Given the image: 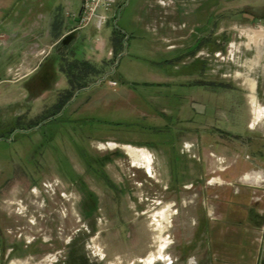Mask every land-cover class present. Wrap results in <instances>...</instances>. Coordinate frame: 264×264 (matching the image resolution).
<instances>
[{
	"label": "rangeland",
	"instance_id": "rangeland-1",
	"mask_svg": "<svg viewBox=\"0 0 264 264\" xmlns=\"http://www.w3.org/2000/svg\"><path fill=\"white\" fill-rule=\"evenodd\" d=\"M81 6L0 0V236L45 264L198 259L221 225L228 237L248 222L244 209L230 215L226 196L249 137L264 138V0H118L101 55L91 24L87 39L67 38L45 63L69 77L93 68L84 89L57 101L62 80L37 99L8 70L21 56L15 42L36 40L56 18L78 21ZM200 30L221 48L188 58ZM167 208L160 232L154 216Z\"/></svg>",
	"mask_w": 264,
	"mask_h": 264
},
{
	"label": "crops",
	"instance_id": "crops-1",
	"mask_svg": "<svg viewBox=\"0 0 264 264\" xmlns=\"http://www.w3.org/2000/svg\"><path fill=\"white\" fill-rule=\"evenodd\" d=\"M49 1L50 0H47V3ZM62 1H64L68 7H71L74 2V0H61V2ZM73 15L76 16V14L72 13L71 16ZM52 23L53 24L50 25V31H43L44 33L36 37V40L32 39L30 42L17 40L15 42L22 48L19 62L8 68L11 74H15V71L19 72V74L14 77L13 82L15 84L25 81L29 82L28 80L45 66L51 51H53L52 49H56V52L61 56L62 52L60 47L63 46V43L67 38L75 35L78 39L82 37L87 39L88 33L82 34L83 29L75 34V28L77 26L76 19L71 22L65 21L63 23L61 19L56 18L54 21H52ZM55 26L58 27V31L54 33V35L53 29L55 30ZM102 28L98 29L96 27L97 30L93 28L89 33V37H92L93 41L95 39L94 53H97L98 55H101L107 46L104 38L99 36V32L102 30ZM1 38H4V36H1ZM233 47L234 46H231V48ZM100 58L101 57L98 56V62L101 60ZM85 64L87 63L85 62ZM50 68H52V70L55 69L54 67ZM159 74L161 73H158V75ZM164 74L167 75L165 72ZM42 97L43 95L37 96V99H41ZM259 123L263 124L264 119ZM254 129L255 125H253L252 120L251 126L247 124L246 132L248 130L253 132ZM229 134H235L234 136L242 135L239 134V132ZM249 142L252 144V146L247 150V152H250L249 157H247L248 160L246 161V159H243V161H240V163L245 162V164H239L236 162L235 174L232 175L233 178L231 179V182L238 186V189H234L231 194H233V196L236 198H240L241 202L237 204V206L233 207L231 194L228 197L226 196L227 200L225 199L228 202L226 208L229 209L230 215H238V209H244L243 211L245 212V216L247 217L248 221L247 224H244V228H241L239 225L235 234L232 236L229 232L228 237L221 236L223 232H228V227H222L221 225L220 229H217V231H219V237L217 236L213 238V240L209 239V241L206 242V247L209 252L198 254V259L194 256H191L194 257L191 259L190 256H188L185 258L187 260H183V264H264V138L259 139L249 137ZM255 175L260 177L258 181H256L255 178L246 181L244 180L246 176L254 177ZM220 179L221 178H219V180ZM222 184L224 183L222 182L220 185ZM225 227L226 229H224ZM238 229H242L243 232H238ZM211 244H214L218 247L217 250L219 253L215 254V251L214 253L211 252L213 251L211 249ZM199 245L200 244H198V246ZM19 247V242L8 243L3 237L0 236V264H5L6 261H8L7 264H45L44 260L35 259L33 256H30L31 254H26L25 256L18 255ZM22 248L26 250L29 247L25 245Z\"/></svg>",
	"mask_w": 264,
	"mask_h": 264
},
{
	"label": "flooded vegetation",
	"instance_id": "flooded-vegetation-1",
	"mask_svg": "<svg viewBox=\"0 0 264 264\" xmlns=\"http://www.w3.org/2000/svg\"><path fill=\"white\" fill-rule=\"evenodd\" d=\"M195 1H199V0H195ZM219 0H214V3L217 4ZM216 18L214 17V21H213V27L215 28L216 26ZM205 21L202 23V25L205 28L204 25ZM214 28L212 30H214ZM192 33H196V35H198V45H195L194 47H197V51L194 53H185V56H188V58L192 55V57L196 55L197 52H200L202 49H206L207 52H216L217 50H219L221 48V40L218 39V37H216L214 34V38L212 37V39L206 40L204 33L205 31H192ZM203 34V35H202ZM185 47V46H183ZM180 52V51H179ZM94 69H88V68H79V66H76L74 69V72H72V74L70 75V77L68 76V74H66L65 72H62V69H58L56 70H51V69H47V67H42L39 72H37L33 78H31L29 80V82H31L33 85L35 90L39 93L38 96H42L44 93L50 92L52 86L54 85H59L60 81H66L63 82V84L59 85V91H58V98L57 101H61V99L64 98H69L70 94L72 91L74 92H81L84 87H83V82L84 80H86L89 76H94ZM33 79V80H32ZM32 80V81H31ZM105 80V77H103L100 80V83H102ZM76 83V84H75ZM69 90L71 91L69 93ZM43 91V92H41ZM41 92V93H40Z\"/></svg>",
	"mask_w": 264,
	"mask_h": 264
},
{
	"label": "built area",
	"instance_id": "built-area-1",
	"mask_svg": "<svg viewBox=\"0 0 264 264\" xmlns=\"http://www.w3.org/2000/svg\"><path fill=\"white\" fill-rule=\"evenodd\" d=\"M117 4L118 0H82L79 15L72 16L78 19L75 30L81 31L91 24L98 29L104 27L108 20L107 13L111 12Z\"/></svg>",
	"mask_w": 264,
	"mask_h": 264
},
{
	"label": "bare ground",
	"instance_id": "bare-ground-1",
	"mask_svg": "<svg viewBox=\"0 0 264 264\" xmlns=\"http://www.w3.org/2000/svg\"><path fill=\"white\" fill-rule=\"evenodd\" d=\"M138 157H140V159H142V160L147 159V156L144 152H141ZM170 215H172L171 210H170V208H167V209L161 211V213L156 216L157 218L154 216V221H156V223H158L157 224L158 225V228H157L158 231H160V232L164 231L165 227H163L162 223L167 221L169 219Z\"/></svg>",
	"mask_w": 264,
	"mask_h": 264
},
{
	"label": "water",
	"instance_id": "water-1",
	"mask_svg": "<svg viewBox=\"0 0 264 264\" xmlns=\"http://www.w3.org/2000/svg\"><path fill=\"white\" fill-rule=\"evenodd\" d=\"M79 31L78 30H75V34L78 33Z\"/></svg>",
	"mask_w": 264,
	"mask_h": 264
}]
</instances>
